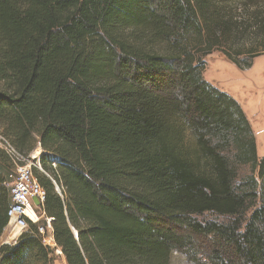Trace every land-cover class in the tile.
<instances>
[{
  "label": "trees",
  "instance_id": "obj_1",
  "mask_svg": "<svg viewBox=\"0 0 264 264\" xmlns=\"http://www.w3.org/2000/svg\"><path fill=\"white\" fill-rule=\"evenodd\" d=\"M215 49L250 67L264 0H0V136L40 149L66 264H264V154L204 78ZM12 172L0 149V236ZM51 259L33 224L0 245V264Z\"/></svg>",
  "mask_w": 264,
  "mask_h": 264
},
{
  "label": "rangeland",
  "instance_id": "obj_2",
  "mask_svg": "<svg viewBox=\"0 0 264 264\" xmlns=\"http://www.w3.org/2000/svg\"><path fill=\"white\" fill-rule=\"evenodd\" d=\"M222 48L225 49L224 46ZM258 54L261 56L254 58L250 67L237 68L225 59L226 57L223 56L220 50L215 49L205 58L206 64L203 74L208 82L219 90L226 92L239 103L249 121L256 141L257 155L261 158L264 154V52ZM0 149L4 150L1 145ZM40 153V149L37 147L34 153H31L27 157H21L18 154L12 155L11 153L10 157L13 158L15 170H19L22 173L27 171L32 173V168L37 166L36 157L38 158ZM19 161L24 162L22 167H19ZM201 217H204L206 220L217 219L210 214H205ZM43 220L45 221L44 218ZM11 228V225H7L3 230L0 236V245L15 243L20 234L15 240V236L10 239ZM51 258L49 264H66L62 254L56 252L55 249L51 250ZM171 264L198 263L187 254L175 253Z\"/></svg>",
  "mask_w": 264,
  "mask_h": 264
},
{
  "label": "built area",
  "instance_id": "obj_3",
  "mask_svg": "<svg viewBox=\"0 0 264 264\" xmlns=\"http://www.w3.org/2000/svg\"><path fill=\"white\" fill-rule=\"evenodd\" d=\"M0 145L4 148V150H2L6 152L13 164L12 182L10 183V204L7 209V225H11L12 227L10 230L11 236L14 235L15 240L22 231L28 229L29 224H33L37 227L43 245L49 247L52 251L55 249L56 252H60L53 239L52 218L46 217L43 211V201L45 198L44 190L37 183L33 173H29L28 171L22 173L19 170H15L13 158L10 157V153L12 155L18 154L21 157H23V155L18 153L1 136ZM32 153H34V151ZM36 159L37 166L34 167L42 171L38 158L36 157ZM18 163L19 167H22L24 164L23 161H19ZM55 190L59 192L57 187ZM33 198H36L37 204L34 203Z\"/></svg>",
  "mask_w": 264,
  "mask_h": 264
},
{
  "label": "water",
  "instance_id": "obj_4",
  "mask_svg": "<svg viewBox=\"0 0 264 264\" xmlns=\"http://www.w3.org/2000/svg\"><path fill=\"white\" fill-rule=\"evenodd\" d=\"M33 201H34L35 204H37L36 198H33ZM75 236L77 237V234L76 233H75Z\"/></svg>",
  "mask_w": 264,
  "mask_h": 264
},
{
  "label": "bare ground",
  "instance_id": "obj_5",
  "mask_svg": "<svg viewBox=\"0 0 264 264\" xmlns=\"http://www.w3.org/2000/svg\"><path fill=\"white\" fill-rule=\"evenodd\" d=\"M14 237V235H12L11 237H10V239H12Z\"/></svg>",
  "mask_w": 264,
  "mask_h": 264
}]
</instances>
